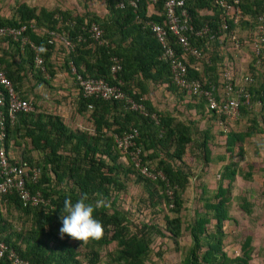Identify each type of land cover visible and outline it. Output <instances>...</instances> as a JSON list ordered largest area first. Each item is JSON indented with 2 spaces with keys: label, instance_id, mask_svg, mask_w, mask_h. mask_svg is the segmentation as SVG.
Returning <instances> with one entry per match:
<instances>
[{
  "label": "trees",
  "instance_id": "1",
  "mask_svg": "<svg viewBox=\"0 0 264 264\" xmlns=\"http://www.w3.org/2000/svg\"><path fill=\"white\" fill-rule=\"evenodd\" d=\"M134 1L135 6H131L128 0H105L106 14L103 17L87 12L71 16L68 11L45 9L36 11L34 7H29L22 2L14 8V13L17 14L15 18L13 16L8 19L0 18V25L15 27L25 25L24 34L41 48L39 54L42 65L46 68L50 67L49 58L53 50V35L49 34L50 32L65 35L74 45L72 51H64L63 65L68 72H70L69 62H71L76 73L83 76L103 77L109 82H114L110 77L109 67L110 57L115 56L120 64L116 79L121 81V89L134 101L141 103L148 113L158 114V123H154L148 116L141 115L139 111L128 109L122 101L83 98L79 92H77L76 111L77 113L88 111L89 120L93 125L92 133L68 127L57 115L33 111L17 114L15 123L6 127L5 151L15 147L12 136L27 142L24 156L19 154L15 158L12 157L10 161L26 165L36 164L40 167L38 182L28 184L27 187L30 191L39 190L45 198L49 199V203L25 207L21 205L16 194L0 196V239L29 264H80L75 248V244L78 243L88 248L86 254L88 257H84L87 264H96L99 260L98 251L111 243L114 244V249L108 253L110 262L142 264L150 251L152 237L164 236V232L155 223H143L139 227L131 228L126 215L112 206L114 202L111 199L110 207L97 209L93 213L94 218L101 221L104 226L102 239L81 243L67 235L63 239L60 238L59 228L62 227L60 212L65 198L71 197L75 203L82 194L86 193L90 202H95L97 199L108 200L110 192L124 188L120 177L127 178L136 173L138 175L135 180H140L142 177L128 152L116 149L113 144V134H120L128 128H137L138 136L135 138V144L141 148L140 164H145L147 159H157L156 168H149L152 171L159 168L164 176V180L159 178L150 180L142 177L145 180L144 184L148 183L146 191L151 204L157 202L152 201V197L158 193V201L166 205L169 201L166 190L171 187L173 188L171 197L173 211L177 213L181 207L180 192L187 183V172L181 167H174L167 159H181L186 144L192 139L191 127L169 113H159L146 97L148 92L146 82L150 81L155 85L164 84V87L173 93H178V90L184 94L187 93L171 82L168 63L159 58L161 48L145 25L147 21L163 23V16L147 15V1ZM162 2L163 0L156 2L159 11ZM119 3L121 6H118ZM238 6L245 16V19L239 20L238 30L243 33L248 32L252 28L255 15L264 13V0H239ZM185 8L195 28H199L202 23H206L212 31L218 27L221 10L212 4V0H186ZM201 8H211L213 11V15L207 21L197 16V11ZM30 22L32 27L27 26ZM91 22L102 29L103 37L108 40V45L97 46L93 42L84 29ZM227 23L231 30L233 25L230 21ZM40 28L42 32H36V29ZM216 36L218 38L221 35L217 33ZM204 38H195L191 34L188 41L192 46L197 47L201 54H204L206 53ZM168 40L175 54L181 56L183 53L181 47L172 37L169 36ZM249 40V38L246 39L247 45ZM12 43L19 55L23 52V55L19 56L16 68L11 69L12 64L9 63L7 64L9 70L4 69L15 90L27 72L45 82L37 75L39 70L33 67V51L29 46L20 47L17 41ZM249 47L252 64L250 74L253 82L248 88L249 100L258 101V117L249 113L247 106L242 105L239 107L242 114H252L248 118L247 128L243 131L227 130L224 133L219 131L220 134H224L226 151H230L231 147L237 144L238 153L236 152L235 155L238 159L242 156L240 143L244 138L253 133L264 134V44L259 53H256L250 45ZM205 56L209 61V64L205 63L209 66L207 69L214 72L213 57L207 53ZM185 66L189 76L203 80L193 67H190L189 57L185 61ZM71 75L77 87L74 74ZM215 78L214 75L211 82L216 83ZM18 95L22 97V93ZM22 98L27 96L23 95ZM196 100L199 110L202 111L204 108L206 111L203 101ZM88 105L91 107L88 108ZM32 106L34 108L33 104ZM206 113L208 114L207 111ZM211 117L216 123L217 117L213 114ZM208 139L207 132H204L200 146L205 162H208ZM170 147L172 150H169ZM35 151L37 156L33 155ZM121 156L126 163L120 161ZM235 162L236 160L222 165L213 195L202 198L203 211L196 213L192 223L188 225L190 245L180 264H248L251 259L249 236L244 238L240 246V255L228 257L222 250L223 224L229 219L228 186L237 173ZM223 181L226 182L225 185ZM262 185L264 186V178ZM12 211L17 213V217L20 215V218H25L29 222L27 229L20 232L12 230L7 218V215H12ZM163 221L164 230L174 240L180 234V217L164 215ZM210 222L213 223V230L207 231L205 226ZM199 252H201L200 255ZM0 264H7V262L1 259Z\"/></svg>",
  "mask_w": 264,
  "mask_h": 264
},
{
  "label": "rangeland",
  "instance_id": "2",
  "mask_svg": "<svg viewBox=\"0 0 264 264\" xmlns=\"http://www.w3.org/2000/svg\"><path fill=\"white\" fill-rule=\"evenodd\" d=\"M21 1L23 0H0V10L3 15L8 17L13 12L17 3ZM75 1V4L71 6L73 14L77 13L82 15L87 12L95 14L98 17H103L106 14L104 6L105 0ZM39 2L44 1L40 0ZM37 8V11L41 9L39 7ZM30 23L32 24V22ZM36 32L41 33L42 28L36 29ZM241 35H243V32H241ZM238 37L240 38L239 33ZM244 39L241 38L239 40V42L241 41L240 50L244 47L248 48V41ZM13 41L7 37L0 39V43L7 42L13 48L11 51L16 53V56H20L15 51ZM55 44L57 50L56 54L49 58L50 67L46 68L43 65V72L37 68L39 70V73H37L39 78L46 81L43 82L37 79L35 75L27 72L21 84H18V91L17 89L15 91L17 95H21L22 91L28 93L27 97H31V102L34 105V113L57 115L68 127L91 133L93 131V125L91 120H89L88 111L83 113H77L76 111L78 91L76 85L73 83V78L71 79L69 74H65L67 68L63 65V60L61 59L63 57L62 55H65L62 54L64 50L61 48L62 44L58 42ZM233 50L238 51V49ZM237 54H239V58L238 60H234V66L231 64L232 70H236L240 65L241 71H244L246 67L244 63L248 61L249 55L243 51H239ZM245 70L248 69L246 68ZM147 87L148 100L150 95L156 110L159 113H169L176 119L189 124L192 139L186 144L180 160L167 159L174 167H181L187 172V183L183 191L180 192L182 204L179 212L175 213L173 211V204L171 202L173 188L168 187L166 190L169 199L166 205L158 201V193H155L152 197V201L157 202L151 204L149 201L151 199L148 198L146 191L148 183L144 184L145 177L142 178L143 176L140 180H135L138 175L137 173L127 178L120 177L123 180L124 188L119 191L110 192L108 200H105L110 203V200L113 199L114 203H112V206L126 215L131 228L139 227L143 223H155L164 232V236L162 237H152L149 246L150 251L142 264L181 263L190 245L188 225L192 223L196 213L203 211L202 204L204 200L202 198H209L213 195L219 179V170L222 165L234 160H236L237 173L233 176L228 186L229 199L227 202V210L229 219L223 224L222 250L228 257L240 255V246L244 238L249 236L251 259L248 261V264H264V186L262 185L264 178V134L253 133L251 136L244 138L243 142L240 143L242 147V156L240 159L235 155L236 152L238 153L237 144L233 148L231 147L230 151H226L223 134L227 130H245L247 124H249L248 118L252 114L258 117V101H250V105H247L248 112L252 114L245 115L238 111L235 117H226L223 126H219L204 111V108L202 111L199 110L196 98L184 94L180 90L175 95H166L164 87L161 85H149L148 83ZM193 107L196 108L195 112L192 110ZM155 114L158 115L157 113ZM219 131H223V133L221 132L222 134H220ZM204 132H207L209 136L207 140V148L209 151L208 162L204 161L200 146ZM12 138L15 140V147H10L7 154L11 157L19 154L24 156V152L27 150V142L15 136H12ZM169 150H172V148L170 147ZM33 155L37 156L38 154L35 151ZM161 155L163 154L161 153ZM120 161L126 163L123 156L120 157ZM156 162L157 159H147L145 164L148 168H156ZM157 169L159 170V168ZM224 183L226 182L223 181V185H225ZM174 188L178 189L177 187ZM164 215L171 217L178 215L180 217V234L174 240L164 230ZM19 216L17 217L15 211H12L11 216L7 215L11 228L15 232L23 231L29 226V222ZM205 227L207 231H212L213 223L210 222ZM75 248L80 264H87L84 257H88V255L86 256L88 248L79 243L75 244ZM113 249V243L103 246L98 251L99 260L96 264H117L110 262L108 258V253H111ZM200 254L201 252H199Z\"/></svg>",
  "mask_w": 264,
  "mask_h": 264
},
{
  "label": "built area",
  "instance_id": "3",
  "mask_svg": "<svg viewBox=\"0 0 264 264\" xmlns=\"http://www.w3.org/2000/svg\"><path fill=\"white\" fill-rule=\"evenodd\" d=\"M146 1L152 5L157 2V0ZM185 1L163 0L160 14L163 16V23L147 21L145 25L161 48L159 58L168 63L171 82L188 95L201 99L208 115H215L217 117L216 123L223 126L224 119L235 117L240 106L250 105L248 86L252 78L249 74L239 75L235 73L230 64L225 62L219 66L216 83L189 76L185 66L187 57L201 59L205 63L209 61L204 55L202 56L197 47L189 43L188 37L192 34L195 38L205 37L207 41H214L216 38L221 44L229 41L232 49H239L240 42L236 31L239 20L245 19V16L238 6L239 0H212V4L221 10V20L218 27L215 31H212L204 23L199 28H195L185 8ZM128 4L135 6V1L128 0ZM118 6H121V4L119 3ZM227 21H230L233 25L231 30L228 28ZM84 29L96 45H108V40L103 37L102 29L96 23L91 22ZM24 31L25 25L19 27L0 25V39L10 38L19 42L20 47L28 45L33 51L34 67L43 70L42 59L39 54L41 48L24 36ZM217 33L221 35L218 38ZM49 34L58 38L66 50H73V43L65 35L52 32ZM250 34V46L256 53H259L264 44V13L255 15ZM169 36L183 50L181 56L175 54L169 43ZM110 61L109 73L114 82H109L103 77L83 76L76 73L72 63L69 62L79 94L83 98L122 101L128 109L137 110L141 115L148 116L154 123H158V116L155 113H148L141 103L134 101L121 89V81L116 79V72L120 69V64L115 56H111ZM87 107L90 108L91 106L88 105ZM30 111H33L30 100L17 95L11 80L6 76L4 67L0 63V196L16 194L22 206L36 207L38 205H48L49 203V199L45 198L39 190L30 191L27 187L28 184L38 182L41 172L40 167L36 164L26 165L11 162L12 157L7 154L4 148L6 127L15 123L17 114ZM137 136V128L131 127L120 134H113V144L116 149L128 152L131 161L139 168V173L142 176L150 180L156 178L164 180L160 170L152 171L150 168L148 169L146 164H140L139 155L141 150L135 144ZM1 259H5L7 264H29L12 247L0 239Z\"/></svg>",
  "mask_w": 264,
  "mask_h": 264
},
{
  "label": "crops",
  "instance_id": "4",
  "mask_svg": "<svg viewBox=\"0 0 264 264\" xmlns=\"http://www.w3.org/2000/svg\"><path fill=\"white\" fill-rule=\"evenodd\" d=\"M40 0H27V1H21V2H19V3H25L26 5H28L29 7H34L35 8V10L37 11V7H39V8H41V9H45V10H59V11H68L70 14H71V16H74V15H77V13L76 14H73V11H72V8H71V6H73V4H75V0H43L44 2H39ZM42 1V0H41ZM19 3H17V5L19 4ZM42 4V5H41ZM47 5V6H46ZM16 7V6H15ZM14 7V8H15ZM45 7V8H44ZM161 12H162V6H161V10L159 11L158 9H157V7H156V4H151V3H147V7H146V14L147 15H149V16H161L160 14H161ZM78 15H80V14H78ZM213 15V11H212V9L211 8H201V9H199L198 11H197V16L198 17H200V18H202V19H204V20H208L209 18H211V16ZM11 16H13L14 18L17 16V14H15L14 13V9H13V12L7 17L6 15H3V13H2V11L0 10V18H2V19H8V18H10ZM202 24H204V23H202ZM28 27H32V24L30 23V24H28L27 25ZM240 27H238L237 28V31H236V34H237V36H238V33H239V36H240V38H245L244 40H246L247 38H249V39H251V34H250V31H248V32H244L243 33V35H241V31L240 30H238ZM23 35L24 36H26L24 33H23ZM27 37V36H26ZM28 38V37H27ZM239 38V37H238ZM9 39V38H8ZM202 39H203V37H202ZM10 40H12V39H10ZM56 40H58V41H56ZM204 40H205V42H204V44H205V52L209 55V56H212L213 58V61H214V64H215V70H213L214 72H211V71H209L208 69H207V67H209V66H207L206 64H209V62H206V64H205V62L203 61V60H197V59H193L192 57H189V62H190V67H193V69L202 77V79L203 80H207L208 82H211V80H212V78L214 77V75H215V80L217 79L218 80V72H219V66L221 65V64H223V62H225V63H229L230 64V67H231V64L233 65V62H234V60L236 59V60H238V58H239V54H237V52H239V51H243V52H245V54L246 53H248V55H249V59H248V61L247 62H245L244 63V65L246 64V67L244 68V71H241V68H240V65L237 67V69L236 70H234V72L235 71H237V72H235V73H237V74H239V75H243V74H249L250 76H251V74H250V71H249V69H250V65H252L251 64V58H250V54H249V45H250V42H249V44L247 45L248 46V48L247 47H244L243 49H241L240 50V48L238 49V51H234L233 49H232V47H231V44H230V42H228L227 43V41L226 42H223L222 44L221 43H219V41H218V39L217 40H214V41H207L206 40V38H204ZM250 41V40H249ZM56 42H58L59 44H62L60 41H59V39L58 38H56L55 36L53 37V50H52V52H51V55L50 56H54L55 54H56V50H57V47L55 46L56 44ZM94 42V41H93ZM95 43V42H94ZM201 43H203V41L201 40ZM96 44V43H95ZM224 44V45H223ZM228 44V45H227ZM227 45V46H226ZM61 46V45H60ZM63 46V45H62ZM61 46V48L62 49H64L63 50V52H62V54H65V52L64 51H66V49H65V47L63 48ZM97 46H99V45H97ZM11 49L13 50V48L6 42H2V43H0V63L2 64V66L4 67V69L6 70H9V68H8V66H7V64H9V63H11L12 65L10 66V68L11 69H14V68H16V63H17V61H18V55L16 56L15 54L16 53H13L12 51H11ZM232 51H234V52H232ZM261 51V50H260ZM206 53H204V54H202V56L204 55L205 56V54ZM236 54V55H235ZM20 55H23V52H21V54ZM63 57H64V55H62ZM63 57H61V59L63 60ZM205 58H206V56H205ZM224 60H227V61H224ZM257 62H255V64H256ZM206 65V66H205ZM234 66V65H233ZM211 68V67H210ZM248 69V70H245V69ZM69 69H70V66H69ZM207 69V70H206ZM231 69H232V67H231ZM41 72H43L44 71V67H43V70H41V69H39ZM21 73H22V71H20ZM65 74L67 75V74H69L70 76H71V79H72V73H71V69H70V72H68V69L66 70V72H65ZM44 80V79H43ZM46 81V80H45ZM149 83V85L151 84V85H153V83H151L150 81L148 82H146V86H147V84ZM253 82L251 81V83L249 84V86L252 84ZM161 86H163L164 87V84H162ZM249 86H248V88H249ZM148 88V87H147ZM15 89V88H14ZM18 89V88H17ZM28 89V88H27ZM164 90H165V94L166 95H169V94H171V95H175V93H173V92H170L169 90H167L165 87H164ZM18 91V90H17ZM78 91V90H77ZM78 94V93H77ZM177 94V93H176ZM23 95L24 96H28V93L27 92H23L22 91V97H23ZM178 97H179V95H177ZM21 97V98H22ZM144 97H145V95H144ZM146 97L148 98V92H147V94H146ZM24 99H29V100H31V97H27V98H24ZM149 102H150V104L153 106V107H155L154 106V102L152 101V97L149 95ZM195 109L196 108H194L193 107V111L195 112ZM200 112V111H199ZM205 113V112H204ZM91 133H92V131H91ZM14 157L13 158H15V157H17L18 155H13Z\"/></svg>",
  "mask_w": 264,
  "mask_h": 264
},
{
  "label": "clouds",
  "instance_id": "5",
  "mask_svg": "<svg viewBox=\"0 0 264 264\" xmlns=\"http://www.w3.org/2000/svg\"><path fill=\"white\" fill-rule=\"evenodd\" d=\"M110 207L104 199L90 202L88 195L82 194L74 203L71 197L65 198L60 212L62 227L59 228L60 238L65 235L81 243L90 240H100L104 235V226L101 221L94 218V211Z\"/></svg>",
  "mask_w": 264,
  "mask_h": 264
}]
</instances>
